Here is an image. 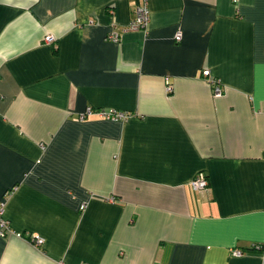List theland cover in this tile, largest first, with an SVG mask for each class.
Segmentation results:
<instances>
[{"label": "crops", "instance_id": "0c3cea01", "mask_svg": "<svg viewBox=\"0 0 264 264\" xmlns=\"http://www.w3.org/2000/svg\"><path fill=\"white\" fill-rule=\"evenodd\" d=\"M139 2L0 0V264H264V0Z\"/></svg>", "mask_w": 264, "mask_h": 264}, {"label": "built area", "instance_id": "2783aa9c", "mask_svg": "<svg viewBox=\"0 0 264 264\" xmlns=\"http://www.w3.org/2000/svg\"><path fill=\"white\" fill-rule=\"evenodd\" d=\"M149 19V9L147 7V0H140V2L136 6V15L133 20L129 23V26L131 28H139L146 25L147 21ZM181 31L177 30L175 32L174 38L176 40H179L181 38ZM107 37L113 40L119 39V34L115 31H112L107 34ZM44 39L47 42H52L54 40V36L52 34H46ZM202 75L207 78L209 82L214 84L213 86V93L215 95H218L222 92L221 85L219 84V80L217 77L213 76L209 70V68L204 67L201 71ZM171 87L170 85H167V89L169 90ZM96 112L102 116L109 117V118H126L128 116L127 112L116 110V109H92L90 106L86 108L85 111L81 112L78 116V118H83L86 114H90ZM190 184L193 189L201 191L207 188L208 185V179L203 170H199L196 172V174L192 177L190 180ZM86 203L82 202L80 204V208H84ZM3 210H4V201L0 200V232H4L7 229V222L5 218L3 217ZM32 241L35 244H41L43 242V237L40 235H34L32 237ZM242 252L239 248H234L232 250L233 254H240ZM81 264H86L85 262Z\"/></svg>", "mask_w": 264, "mask_h": 264}]
</instances>
